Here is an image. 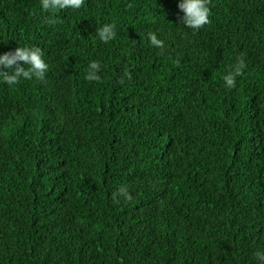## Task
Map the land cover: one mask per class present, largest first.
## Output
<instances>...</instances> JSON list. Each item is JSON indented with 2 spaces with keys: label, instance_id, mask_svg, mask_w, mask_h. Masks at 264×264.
I'll list each match as a JSON object with an SVG mask.
<instances>
[{
  "label": "trees",
  "instance_id": "obj_1",
  "mask_svg": "<svg viewBox=\"0 0 264 264\" xmlns=\"http://www.w3.org/2000/svg\"><path fill=\"white\" fill-rule=\"evenodd\" d=\"M177 3L0 0V53L35 46L49 65L0 84V264H255L264 0H208L198 31Z\"/></svg>",
  "mask_w": 264,
  "mask_h": 264
},
{
  "label": "clouds",
  "instance_id": "obj_2",
  "mask_svg": "<svg viewBox=\"0 0 264 264\" xmlns=\"http://www.w3.org/2000/svg\"><path fill=\"white\" fill-rule=\"evenodd\" d=\"M83 0H40L41 9L50 13L65 9H79ZM177 7L182 13L179 23L193 31H198L209 23L210 10L208 0H178ZM97 35L107 43L116 36L115 26L106 24L102 26ZM150 46L162 48L163 41L155 34H148ZM101 65L92 61L86 69L85 79L97 81ZM244 62L239 61L228 74L223 77L224 83L231 88L235 85L236 77L241 74ZM49 71V65L44 58V53L39 47L18 46L12 51L0 53V84L13 87L25 80L44 81ZM130 79L131 76L125 73ZM255 264H264V249H259L253 254Z\"/></svg>",
  "mask_w": 264,
  "mask_h": 264
}]
</instances>
